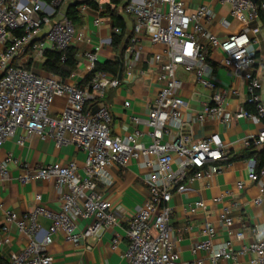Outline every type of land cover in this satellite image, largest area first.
<instances>
[{
	"label": "built area",
	"instance_id": "2783aa9c",
	"mask_svg": "<svg viewBox=\"0 0 264 264\" xmlns=\"http://www.w3.org/2000/svg\"><path fill=\"white\" fill-rule=\"evenodd\" d=\"M68 1L0 0V185L11 180L12 162L20 168L17 178L22 183L54 180L60 193L58 209L44 203L40 192L35 194L34 205L28 210L4 209L0 250L12 243L11 230L15 229L28 236V241L24 247L10 252V264H53L50 245L58 232L74 244L100 238L117 220L111 199L99 188L113 185V165L126 167L137 160L148 169V196L137 206L126 229V263L186 264L172 239L170 201L175 193L185 191L189 183L219 173L231 158L228 144L218 132L194 138L193 121L212 119L231 124L235 118H249L259 129L241 140L243 147L264 146V101L260 93L263 81L256 74L259 51L253 35L261 20L260 10L264 13V0H212L229 5L231 18L221 20L223 28L230 29L232 18L241 23L239 30L225 35L208 28L217 18L208 3L189 9L186 0H128L121 8L134 19L133 35L121 59L127 74L134 78L148 69L140 63L144 35L162 45L163 50L145 61L149 65L153 62L157 68L158 85L147 113L132 115L133 129L123 135L112 132V112L104 100L110 88L119 86L121 78L97 69L99 51L104 43L112 42L110 37L84 52L90 75L83 84L69 82L55 72L34 69L33 58L45 57L46 40L52 50L61 51L60 58L65 61L67 50L84 38V31L62 9ZM102 22L99 16L93 20L95 26ZM210 47L220 48L224 52L222 65L246 81V103L253 110L241 107L232 113L227 109V96L238 95L239 89L218 86L209 60ZM180 68L212 91L209 101L202 103L194 117L187 112L188 101L181 94L184 80L178 75ZM74 75L72 72L69 76ZM57 97L66 101L56 116L51 113V106ZM124 105L129 106L130 101ZM19 129L28 136L36 134L60 146L74 144L82 149L83 173H79L75 162H50L33 168L12 153L2 156V147ZM263 177L264 167L257 168L253 161L248 180L259 186L257 203L264 195ZM244 185L243 181L237 183L240 189ZM205 206L204 200H197L190 210L196 212ZM229 212L226 207L220 214L221 223L230 235L244 240L246 230L233 228L235 218ZM80 219L90 220L84 229L78 227ZM250 231L252 239L236 250L229 240L215 243L216 227L206 222L202 228L205 238L192 248L207 251L212 264H222L224 260L238 262L246 252L254 253L249 264H264V226L255 224ZM119 241L120 237L114 236L112 248Z\"/></svg>",
	"mask_w": 264,
	"mask_h": 264
},
{
	"label": "crops",
	"instance_id": "0c3cea01",
	"mask_svg": "<svg viewBox=\"0 0 264 264\" xmlns=\"http://www.w3.org/2000/svg\"><path fill=\"white\" fill-rule=\"evenodd\" d=\"M96 6L86 2V0H69L62 7L67 9L72 4H77V10L80 18L75 21L77 27L81 28L85 36L74 44L76 48V58L78 60L77 69L73 77L68 76L65 80L69 82L85 83L89 79L88 61L84 52L94 49L101 40L111 38L114 35L122 34V27L115 23V19L107 13V6H115L110 0H93ZM189 9L196 8L200 3H208L216 11L217 18L208 28L215 33L225 35L241 28V23L232 18V26L225 29L221 26V20L231 18L229 15V5L220 4L212 0H186ZM127 24L125 39L128 42L133 35L134 19L131 15L122 13ZM99 16L102 23L99 26L93 24V20ZM42 32L41 37L44 36ZM256 38V47L259 51V61L256 65V74L262 78L263 87L260 91L264 101V21H259L253 32ZM45 37H43V40ZM126 44V45H127ZM47 50L44 58H33L36 71L46 70L44 63L47 60V51L50 48L49 41L46 40ZM126 45L121 44L116 49L112 42L104 43L99 51L100 62L106 60L118 61V71L112 75L119 77L121 59V49ZM142 54L141 64L147 71L144 74L136 75L134 78L129 76L126 68L122 64L121 83L117 87L110 88L107 91L104 100L109 105L112 112V132L117 135H123L131 132L133 129L132 115L138 114L145 116L149 105L157 91L156 71L154 63L150 65L145 61L155 52H161L163 46L152 42L148 35L141 39ZM209 60L214 67V78L220 88L236 87L239 94L230 93L225 105L229 111L235 113L241 107H245L248 96L247 83L242 78L235 77L231 70L222 65L221 60L224 52L220 48H209ZM32 53V51H29ZM33 56V55H32ZM47 71V70H46ZM178 75L184 80V87L181 94L188 101L186 109L191 116L200 109L203 102L210 99L212 91L200 86L195 82L193 75L178 70ZM64 97H57L51 106V113L59 115L65 105ZM130 101L129 106L124 102ZM246 108V107H245ZM191 111V112H190ZM146 129V126H144ZM259 125L249 118H235L231 124H224L219 120L208 119L205 122L193 121L194 138H202L213 132H218L224 142L228 144L231 153V161L223 169L208 178L195 180L187 185L183 192L175 193L170 201L172 207L171 214V235L176 248L179 250L181 259L186 264H212L209 260L208 252L199 249L193 251V245L205 238L202 232L203 225L210 222L216 227L214 237L215 243L231 241L233 247L238 250L242 244L248 243L252 239L251 228L255 224L264 226V195L261 201L256 202L259 197V186L255 182L248 180V172L253 161L257 168L264 167V146L261 147H243L241 140L247 136L255 134ZM23 137V143L20 139ZM250 150L248 155L244 152ZM12 153L15 157L29 164L33 168L50 162L69 163L75 162L80 174L83 173L85 153L74 144L58 145L52 139L43 140L38 135L28 136L23 129H19L17 134L6 141L1 149V155ZM233 158V159H232ZM261 164L260 166H258ZM9 170L12 178L0 185V226L4 220V209H14L19 212L30 209L34 205V198L37 192L43 196V201L49 207L58 209L60 207V193L55 187L54 180L34 179L29 183H22L17 178L20 168L14 163H9ZM113 185L110 187H100L105 197L111 199L117 224L112 229L105 231L100 238H87L79 244H74L65 240L64 234L58 232L50 245V252L53 255V264H127L123 254L128 245L126 229L129 220L135 213L136 208L148 196V187L146 178L148 169L137 161L132 160L128 166L113 165L111 168ZM264 178V177H263ZM243 181L244 187L238 188L237 183ZM197 200H204L206 206L191 212L190 206ZM229 208V213L235 219L233 228L245 229L247 237L244 240H238L230 235L220 221V214L225 208ZM90 220L80 219L78 221L79 229H84ZM45 224H47L45 222ZM12 243L5 245L1 252L5 257L13 250H18L25 246L28 236L20 234L15 229L11 230ZM118 235L120 241L116 248H112L111 243L114 236ZM91 244V248L88 245ZM253 252H246L240 256L238 262L230 260L222 261V264H249Z\"/></svg>",
	"mask_w": 264,
	"mask_h": 264
},
{
	"label": "trees",
	"instance_id": "16d2710c",
	"mask_svg": "<svg viewBox=\"0 0 264 264\" xmlns=\"http://www.w3.org/2000/svg\"><path fill=\"white\" fill-rule=\"evenodd\" d=\"M111 3L115 6L112 8L110 5L107 6V13H109L114 19L115 23L119 24L122 27V34L114 35L112 37V44L116 49H119L120 45H126L128 42V38L125 39L124 34L126 33L127 24L122 15L121 8L125 5L128 0H110ZM87 3L96 6L93 0H86ZM77 4H72L67 9V15L69 18L73 20L75 23L76 20L80 18V14L77 10ZM260 19L264 21V13L260 10ZM124 47L121 49L120 52V59L123 58ZM77 50L75 47H70L67 50V58L65 61L61 60V51L58 50H49L47 51V60L44 63V67L47 71L58 73L62 78L68 77L72 72L77 69L78 60L76 58ZM118 61L106 60L105 62H100L97 64V69H104L108 71H112L115 74L118 71L117 66ZM245 107L248 110H253L254 107L251 104L246 103ZM250 149V148H249ZM250 150H246L244 152L245 155H248ZM233 159V158H232ZM231 161V159H230ZM259 164L258 166H260ZM0 264H10L7 257L0 250Z\"/></svg>",
	"mask_w": 264,
	"mask_h": 264
},
{
	"label": "water",
	"instance_id": "95a60500",
	"mask_svg": "<svg viewBox=\"0 0 264 264\" xmlns=\"http://www.w3.org/2000/svg\"><path fill=\"white\" fill-rule=\"evenodd\" d=\"M253 1H256V0H253ZM121 75H122V62H121V67H120V72H119V78H121Z\"/></svg>",
	"mask_w": 264,
	"mask_h": 264
}]
</instances>
